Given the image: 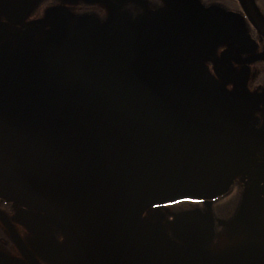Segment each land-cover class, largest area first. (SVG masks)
<instances>
[{
	"label": "flooded vegetation",
	"instance_id": "1",
	"mask_svg": "<svg viewBox=\"0 0 264 264\" xmlns=\"http://www.w3.org/2000/svg\"><path fill=\"white\" fill-rule=\"evenodd\" d=\"M44 62L163 102L183 131V196L120 236L107 224L101 264H264V0H0V76ZM88 247L0 194V264H79Z\"/></svg>",
	"mask_w": 264,
	"mask_h": 264
},
{
	"label": "water",
	"instance_id": "2",
	"mask_svg": "<svg viewBox=\"0 0 264 264\" xmlns=\"http://www.w3.org/2000/svg\"><path fill=\"white\" fill-rule=\"evenodd\" d=\"M125 93L57 63L0 76V194L73 224L89 246L79 264H101L104 242L90 239L107 224L120 236L187 187L175 109Z\"/></svg>",
	"mask_w": 264,
	"mask_h": 264
}]
</instances>
